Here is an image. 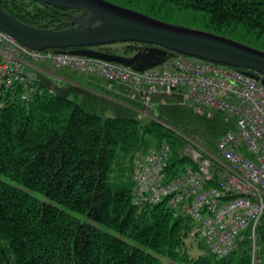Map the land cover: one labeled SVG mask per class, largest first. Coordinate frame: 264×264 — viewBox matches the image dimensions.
<instances>
[{
  "label": "trees",
  "instance_id": "1",
  "mask_svg": "<svg viewBox=\"0 0 264 264\" xmlns=\"http://www.w3.org/2000/svg\"><path fill=\"white\" fill-rule=\"evenodd\" d=\"M107 1L264 51V0ZM0 6L41 29L70 28L81 13L31 0H0ZM98 49L113 53V45ZM125 50L130 54L133 45ZM37 65L66 81L36 70L33 89L17 85L6 92L0 107V174L64 208L0 178V264H264V220L255 229V241L248 228L233 252L219 256L208 250L191 216L168 200L141 201L136 192L133 170L139 155L169 145L165 175L173 180L198 167L186 154L192 142L219 156V140L237 131L235 119L222 111L199 114L184 102L183 90L155 94L145 107L127 98L121 85ZM191 238L200 251L195 257Z\"/></svg>",
  "mask_w": 264,
  "mask_h": 264
},
{
  "label": "built area",
  "instance_id": "2",
  "mask_svg": "<svg viewBox=\"0 0 264 264\" xmlns=\"http://www.w3.org/2000/svg\"><path fill=\"white\" fill-rule=\"evenodd\" d=\"M37 63L94 75L110 86L121 85L127 98L145 107H150L155 94L183 90L184 102L199 114L212 117L222 111L227 119H235L237 131L219 140V156L192 142L186 154L198 167H189L181 177L171 180L165 175L171 149L164 145L139 155L133 177L141 201L168 200L170 206L191 216L211 253L226 256L233 252L248 228H252L255 241V229L264 220L263 75L251 77L246 71L182 54L138 71L61 50H33L0 30V107L6 92L17 85L33 89Z\"/></svg>",
  "mask_w": 264,
  "mask_h": 264
},
{
  "label": "water",
  "instance_id": "3",
  "mask_svg": "<svg viewBox=\"0 0 264 264\" xmlns=\"http://www.w3.org/2000/svg\"><path fill=\"white\" fill-rule=\"evenodd\" d=\"M41 5L78 9L73 26L63 30L41 29L25 24L0 6V30L33 50H61L104 59L142 71L156 66L167 55L182 54L246 69L257 78L264 75V51L200 29L153 18L107 0H31ZM78 23V25H75ZM139 43L150 45L132 57L106 53L98 46ZM70 48L72 49L70 51ZM170 54V55H169Z\"/></svg>",
  "mask_w": 264,
  "mask_h": 264
},
{
  "label": "rangeland",
  "instance_id": "4",
  "mask_svg": "<svg viewBox=\"0 0 264 264\" xmlns=\"http://www.w3.org/2000/svg\"><path fill=\"white\" fill-rule=\"evenodd\" d=\"M186 24H187V22L181 21L179 26H184V25H186ZM175 25H178V24H175ZM185 27H186V26H185ZM195 29H197V28H195ZM126 47H127L126 44H115V45L113 46V49H116V50L119 51V52H123V51H126V50H125ZM129 52H130V54H132V55H135V53H137V52L132 51V50L129 51ZM65 83H66V82H65ZM145 113H146V112H145ZM0 178L3 179L4 181L8 182V183L11 184L12 186H15V187H18V188H22V189H24V190L29 191L31 194H33L34 196L38 197L39 199H41V200H43V201H45V202H48V203H51V204H54V205H56V206H59V207L64 208L61 204L55 202L53 199L49 198L48 196H46L45 194H43V193H41V192H38V191H34V190H31V189H28V188H26L24 185H22L21 183L15 181V180H12V179H10V178H7V177H5V176H3V175H1V174H0ZM69 212L72 213L74 216L80 218V219L83 220V221L90 222V223H92V224H95V225H98V226L102 227L101 224L97 223L96 221H94L92 218H90V217H88V216H85V215H83V214H79V213L74 212V211H71V210H69ZM188 242H189V245H191V247H192V248H191V252H192V254H193V257L199 255L200 251H199L198 248L196 247V241H194V240L191 238V240H189ZM162 259H163V261H164L165 263H170V262H171V261H170L169 259H167V258H164V257H163Z\"/></svg>",
  "mask_w": 264,
  "mask_h": 264
},
{
  "label": "flooded vegetation",
  "instance_id": "5",
  "mask_svg": "<svg viewBox=\"0 0 264 264\" xmlns=\"http://www.w3.org/2000/svg\"><path fill=\"white\" fill-rule=\"evenodd\" d=\"M50 7H52V6H50ZM80 11H81V10H80ZM81 14H82V11H81V13H80L79 15H81ZM79 15H78V16H79ZM76 25H78V23H77ZM149 47H150V46H145L144 44H142V45H140V44H133V49H134L135 52H139V51L145 50L146 48H149ZM95 49L100 50V49H98V47H96ZM100 51L105 52L104 50H100ZM112 52H113L112 54H117V55H120V56H126V57H131V56H133L132 54H126V51L119 52V51H117L116 49H113ZM106 53H107V52H106Z\"/></svg>",
  "mask_w": 264,
  "mask_h": 264
},
{
  "label": "crops",
  "instance_id": "6",
  "mask_svg": "<svg viewBox=\"0 0 264 264\" xmlns=\"http://www.w3.org/2000/svg\"><path fill=\"white\" fill-rule=\"evenodd\" d=\"M37 68H38L40 71H42L43 73H45L46 75H49V76L53 77V79H54L55 81H66L65 78H63V77H61V76L55 74V73L52 72L50 69H45V68H43V67H39V66H37Z\"/></svg>",
  "mask_w": 264,
  "mask_h": 264
}]
</instances>
